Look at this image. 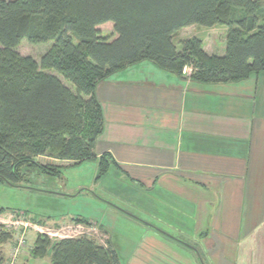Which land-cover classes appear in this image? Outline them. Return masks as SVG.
I'll use <instances>...</instances> for the list:
<instances>
[{
    "label": "trees",
    "instance_id": "trees-1",
    "mask_svg": "<svg viewBox=\"0 0 264 264\" xmlns=\"http://www.w3.org/2000/svg\"><path fill=\"white\" fill-rule=\"evenodd\" d=\"M263 11L264 0H0V183L25 187L32 173L58 177L54 162L96 160L103 117L95 88L130 65L149 61L179 76L188 66L189 78L201 83L264 72ZM110 23L103 37L100 28ZM193 25L224 27L225 55L208 56L198 38L178 48L174 35ZM22 40L51 46L37 62L17 52ZM108 166L101 156L96 179ZM9 240L0 228V264ZM28 254L51 264H121L107 240L99 245L87 237L53 242L36 234Z\"/></svg>",
    "mask_w": 264,
    "mask_h": 264
},
{
    "label": "crops",
    "instance_id": "crops-1",
    "mask_svg": "<svg viewBox=\"0 0 264 264\" xmlns=\"http://www.w3.org/2000/svg\"><path fill=\"white\" fill-rule=\"evenodd\" d=\"M208 31L223 35L208 28L202 50L224 56L226 29L219 47ZM191 71L179 76L141 61L97 84V170L106 155L101 178L113 172L117 188L147 198L154 221L146 234L167 241L186 263L264 264V72L201 83ZM7 250L1 247L3 264Z\"/></svg>",
    "mask_w": 264,
    "mask_h": 264
},
{
    "label": "rangeland",
    "instance_id": "rangeland-1",
    "mask_svg": "<svg viewBox=\"0 0 264 264\" xmlns=\"http://www.w3.org/2000/svg\"><path fill=\"white\" fill-rule=\"evenodd\" d=\"M100 29L103 37H109L112 32L111 23ZM218 29L223 30V35L219 31H208L212 43L217 47L222 44L225 36V29ZM207 30L196 26L195 29L180 31L174 35L173 42L177 47L180 46L183 34H192L187 37L203 40L207 38ZM50 46L49 42L33 45L22 40L16 50L20 55L29 56L38 62ZM48 73L58 76L65 86L74 91V87L53 70ZM39 162L45 164L46 160L40 158ZM54 164L61 166L58 177H48L37 172L31 174L30 183L25 187L0 183V210L5 211L0 214L3 215L0 216V228L10 236L3 247L9 253L13 246L22 241L17 264H51L49 257L32 259L29 256L36 234L47 235L53 242L63 238L87 237L104 245L107 240L121 264H188L184 254L167 248V241L155 233L146 234L147 226L153 228L154 221L149 214L148 199L117 188L113 172L108 175L109 182L104 177L96 179L97 162L94 160L76 166L72 162ZM103 186L110 189L107 191ZM24 211L30 216L27 217ZM124 214L132 219L128 220ZM77 218L85 219L90 224L77 221ZM39 221L44 225H39ZM162 234L169 238L170 234ZM190 245L192 250V246L196 247L195 244Z\"/></svg>",
    "mask_w": 264,
    "mask_h": 264
},
{
    "label": "built area",
    "instance_id": "built-area-1",
    "mask_svg": "<svg viewBox=\"0 0 264 264\" xmlns=\"http://www.w3.org/2000/svg\"><path fill=\"white\" fill-rule=\"evenodd\" d=\"M22 246V241H19L15 246L11 248L8 259L6 260V264H17V259L21 253Z\"/></svg>",
    "mask_w": 264,
    "mask_h": 264
}]
</instances>
